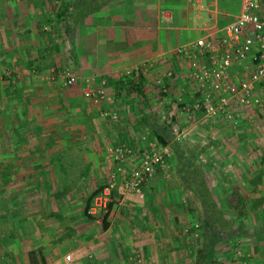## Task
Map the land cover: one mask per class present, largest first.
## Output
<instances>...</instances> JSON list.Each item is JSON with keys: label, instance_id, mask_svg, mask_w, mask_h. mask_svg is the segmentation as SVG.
Instances as JSON below:
<instances>
[{"label": "crops", "instance_id": "obj_1", "mask_svg": "<svg viewBox=\"0 0 264 264\" xmlns=\"http://www.w3.org/2000/svg\"><path fill=\"white\" fill-rule=\"evenodd\" d=\"M241 11L242 0H0V62H6L17 79L29 76L37 79L33 85L26 79V86L17 88V95H24L32 109L14 125L24 127L23 137L16 144L28 143L23 156L32 157V163L27 167L36 174H62L58 169L74 166L72 161L77 157L85 161L86 170H81L84 177L93 166L94 155L85 150L89 142L88 126H93L94 121L106 125L115 122L102 117L100 112L115 111L128 116L122 108H127V101L137 94L129 87L141 83L142 91L138 94L149 98L153 96L152 86L163 92L157 84L159 78L170 89L174 88L171 92L176 93L175 88L181 87V92L190 93L184 58L175 49L197 38L221 36ZM67 66L77 74L74 85L64 86L61 79L51 80L53 72ZM169 70L173 71L174 78L165 76ZM86 76H94L97 83L105 78L110 99L101 104L88 101L82 92V79ZM128 109L127 113L133 117L129 114L131 121L126 120L134 123L137 120L134 107L128 106ZM121 119L120 115L119 122ZM122 142L129 143L126 140L119 143ZM114 145L105 146L104 162L108 170L105 183L113 171L107 150ZM131 166L129 163L128 168ZM24 167L15 163L13 172ZM162 170L157 168L155 173ZM67 178L68 175L65 179L60 177L59 190H52L57 198L75 196L74 189L66 183ZM120 191L116 188L114 200ZM28 198L24 207H28L30 215L22 211L12 223L15 240L26 237L24 242H19L24 245L19 247L24 258L19 260L14 247L9 248L11 252L7 254L12 256L8 261L32 264L34 254V264H66L60 260L67 254L62 252V245L68 223L63 222L62 229L59 227L58 221L64 217L56 212L58 208L46 214L35 213L36 199ZM53 218L58 220L56 227H53ZM55 228L63 234L53 244ZM86 229H89L87 225L75 226L77 236L84 237ZM110 231L111 225L105 232ZM1 252L4 254V250ZM78 252L82 253V249Z\"/></svg>", "mask_w": 264, "mask_h": 264}, {"label": "rangeland", "instance_id": "obj_2", "mask_svg": "<svg viewBox=\"0 0 264 264\" xmlns=\"http://www.w3.org/2000/svg\"><path fill=\"white\" fill-rule=\"evenodd\" d=\"M10 71L6 62H0V264H13L12 261H8L12 256L7 254L11 252L9 248L13 250L15 247V253H19V247H24L19 242H24L26 237L15 240L16 232L12 230V223L15 216L18 220L17 216L21 215L22 211L30 215L28 207H24L28 197L36 199L35 213L46 214L58 208L56 212L65 220L63 218L60 223L53 218L55 220L53 227H56L57 221L61 229L68 223V228L63 232L67 235L63 238L62 245V252L67 254L65 259L60 260L61 262L194 264L193 254L202 243L197 219V209H201V203L186 187L190 185L191 180L184 182L180 177L178 170L180 164L173 154L168 160V167L155 173L144 185L140 196L136 197L124 189L118 192L110 214L112 223L110 233L102 231L100 219L92 220L83 214L88 195L108 178L104 162L105 146L126 140L132 141L136 150L141 152L145 147L142 135L145 134L147 142L153 141L149 136L150 130L133 129V122H128L133 117L127 113L128 106L134 107L133 114L137 120L144 114L160 119H163L164 115L169 119L170 116H175L176 133L173 132L175 138L183 143V147L185 145V148L189 147L199 153L196 163L205 174L213 196L219 201L222 202L225 195L236 186L245 193L249 192L251 188L249 181L259 172H262V176L257 189L260 195H264V161L261 159L264 155L262 112L237 108L239 117L236 118L238 121L236 125L224 118L207 119L200 113L185 109L193 103L189 93L181 92V87L180 90L178 87L175 88L176 93L171 92L169 90L174 88L170 89L169 85L166 92L168 95L160 94L157 87L152 86L153 96L144 98L137 93L131 101H127V108L122 110L126 112L123 114L128 116L130 114L131 118L119 113L122 117L120 122L118 119L106 125L94 121L93 126H88L89 142L85 146L87 149L83 148V151H91L94 154L93 159H88H92L93 166L91 165L83 177L81 170H86L85 161L82 159L80 161L77 157L73 159L74 166L69 165L67 168L66 183L74 189L75 196L57 198L53 191L59 190L60 177L64 179L63 174L34 173L27 167L32 157L23 156L27 152L28 143L22 141L16 144L23 134L18 136L10 132L12 125H17L32 110L28 107L29 101L24 99L25 96L17 95V88L26 86V79L30 80L32 85L36 84L37 79L31 76L23 80L17 79ZM5 124L9 126L8 129H5ZM18 162L25 167L13 172V165L15 163L17 165ZM120 186L118 185V188ZM244 221L248 230L246 235L232 239L229 246L216 247L220 250L216 257L222 264H264V206L261 207V211L249 213ZM79 224L89 227L82 234L84 237L77 236L75 232V226ZM52 231L53 243L62 232H58L59 228ZM79 248L82 249V253L78 252ZM1 250H4V254ZM16 256L14 254V257ZM22 256L18 254L19 260L24 258Z\"/></svg>", "mask_w": 264, "mask_h": 264}, {"label": "built area", "instance_id": "obj_3", "mask_svg": "<svg viewBox=\"0 0 264 264\" xmlns=\"http://www.w3.org/2000/svg\"><path fill=\"white\" fill-rule=\"evenodd\" d=\"M175 52L184 58L186 83L193 100L190 107L183 106L185 109L211 120L224 118L235 125L239 117L237 108L258 110L264 116V0H242L241 13L224 28L221 36L197 38L177 47ZM165 76L175 77L171 70ZM50 78L61 79L64 86L78 81L77 74L68 66L53 72ZM157 84L168 92L164 79H157ZM106 86L105 78L100 83L94 76L82 79L83 95L94 104L110 99ZM100 115L112 121L119 119L115 111L103 110ZM173 132L176 133V128ZM141 139L145 142L141 152L126 142L108 148L107 159L113 171L109 182L94 197L89 213L99 215L108 210L118 182L122 189L138 197L157 168L168 167L171 148L159 146L154 140L147 142L145 134Z\"/></svg>", "mask_w": 264, "mask_h": 264}, {"label": "trees", "instance_id": "obj_4", "mask_svg": "<svg viewBox=\"0 0 264 264\" xmlns=\"http://www.w3.org/2000/svg\"><path fill=\"white\" fill-rule=\"evenodd\" d=\"M121 88L123 87L121 86ZM129 88L136 90L138 93V91H142V84L140 83L135 87L130 86ZM160 94L168 95L166 92ZM164 116L163 119H160V117L144 114L133 123V129L135 131L141 129L145 131V129H148L150 130L149 136L151 140H154L159 146H169L177 163L180 164L178 169L180 177L184 182L191 180L190 185H186V187L190 189L201 203V209H197V219L199 221L198 228L201 232L202 243L197 246L193 254L194 264H222V261H219L216 257L217 252L220 251L216 247L220 246L224 248L229 246L232 239L246 235L248 230L244 220L249 213L258 210L261 211V207L264 206V195H260L257 189L258 184L261 183L262 172H259L250 179L249 183L251 188L249 192L245 193L239 186H236L225 195L222 202L219 201L213 196L210 186L206 181L205 174L196 163L199 153L192 151L189 147L185 148V145L183 147V143L175 138L173 133L175 128L174 124L176 123L175 116H170V119L166 115ZM8 127L5 124V129H8ZM23 128L12 125L10 132L16 133L19 136ZM129 144L134 146L132 141ZM261 159L264 161V155H262ZM60 171L65 179L68 170L61 168ZM106 184H102L92 190L86 198L83 209V214L90 219H100L102 231L107 230L111 225L110 214L115 204L114 195L116 189L112 192V198L106 212L94 215L89 213V209L94 197ZM118 189L122 190V187ZM31 259L33 261L32 264H34V254L31 256Z\"/></svg>", "mask_w": 264, "mask_h": 264}]
</instances>
